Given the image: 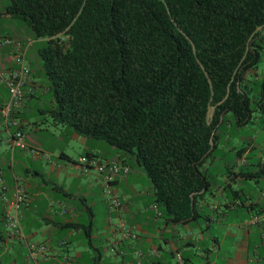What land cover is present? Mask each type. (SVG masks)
<instances>
[{"label": "trees", "instance_id": "1", "mask_svg": "<svg viewBox=\"0 0 264 264\" xmlns=\"http://www.w3.org/2000/svg\"><path fill=\"white\" fill-rule=\"evenodd\" d=\"M4 15L44 40L39 71L54 122L141 167L166 225L209 219L201 201L213 195L212 164L225 157L222 129L264 107V77L243 84L263 49L264 0H7ZM253 154L220 173L235 198L237 177L264 175Z\"/></svg>", "mask_w": 264, "mask_h": 264}, {"label": "crops", "instance_id": "2", "mask_svg": "<svg viewBox=\"0 0 264 264\" xmlns=\"http://www.w3.org/2000/svg\"><path fill=\"white\" fill-rule=\"evenodd\" d=\"M6 3L7 0H0V17L9 20L4 15ZM3 36L19 40L26 47L27 55V46L31 44L32 36L20 37L10 23L8 26L0 23V37ZM26 41L28 43L25 44ZM261 45L262 53L264 39ZM10 49L8 45L0 47L2 68L14 65L9 58ZM26 60L31 67V74L25 87V98L12 115L24 132L25 142L37 148L39 153L33 155L28 150L11 147L10 133L13 127L6 129L4 123L0 122V172L3 178L0 184V264H18L20 246L24 249L23 264H30L25 242L9 236L3 220V196H11L16 182L28 196L20 215L26 240L31 244L44 243L49 248L50 257L41 264H61L63 255L69 256L73 264H220V261L223 264H264V220L260 217L253 219L264 212V198L252 201L249 196L243 197L244 205L240 206L249 207V218L244 220L243 226H236L238 237L233 232V224L226 223L224 236L232 237L235 244L227 251H222L218 236L204 234L212 222H224L223 215H213L219 206L229 209L239 205L237 202L243 193L242 188H239L240 194L233 197V192L223 188L224 175L216 176L213 195H207L201 201L202 205L208 203V210L211 211L209 219L199 225H166L158 205L153 202L151 183L146 185L144 182L143 169L133 165L127 156L106 142L86 138L68 128L59 135L51 130L48 118L38 117L49 116L46 113L48 107L31 108L30 105L34 98L46 94L47 88L39 70L35 71L31 61L27 57ZM263 77L264 70L259 71L258 67L249 69L243 84L247 88ZM8 96L7 86L0 82V105ZM262 97L264 100V93ZM51 104L50 97L49 107ZM263 111L264 107L260 108V112ZM28 130L36 133L28 138ZM41 131H45L46 137L52 142H45ZM63 140L66 144L61 146L58 142ZM239 145L246 143L241 140L228 148V151L234 152ZM252 147L248 143L247 149L236 158L235 170L240 165L249 164L247 156ZM106 153L111 156L103 157ZM256 157L264 161V153ZM83 158H87L88 162L84 163ZM108 161L125 163L130 168L126 175L116 176L111 183L114 192L125 200L122 208L117 211L109 209L103 191L104 178L96 168L97 162ZM260 178H264V175ZM242 179H235V188ZM140 180H143L145 186L139 185ZM152 204L155 209L151 207ZM99 207L105 210L102 217L97 219ZM121 220L135 235L133 238H122L118 226ZM254 231L257 237L251 238L250 234ZM61 241H64L63 246L60 245Z\"/></svg>", "mask_w": 264, "mask_h": 264}, {"label": "built area", "instance_id": "3", "mask_svg": "<svg viewBox=\"0 0 264 264\" xmlns=\"http://www.w3.org/2000/svg\"><path fill=\"white\" fill-rule=\"evenodd\" d=\"M8 45L11 47L9 51V58L14 65L7 68H2L0 65V82L4 83L9 91L7 100L0 105V122H3L6 129L13 127V131L10 133L11 147H19L21 149L28 150L31 154H38L37 148L29 146L25 142L24 132L19 127L17 121L13 118V112L17 110L23 103L25 98V87L31 74V67L26 60L25 49L19 40H16L9 36L0 37V47ZM84 163L88 162L87 158H83ZM96 168L98 172L103 175L104 178V194L107 204L111 211H117L122 208L124 204V198L119 197L112 189L111 183L116 176H124L129 172V166L125 163H119L117 161L97 162ZM3 183V178L0 172V184ZM28 196L24 188L15 183L12 188V193L9 198L3 196V220L9 236L19 239L25 242L27 246L28 258L30 264H41L50 257L49 248L44 243L31 244L27 242L25 234L20 222L21 209L27 204ZM155 209V205H151ZM264 220V212L259 216H254L253 219ZM119 228L121 230L122 238H133L135 235L129 231L124 221L119 222ZM60 245H64V241L60 242ZM61 264H73L69 256L63 255L60 260Z\"/></svg>", "mask_w": 264, "mask_h": 264}, {"label": "rangeland", "instance_id": "4", "mask_svg": "<svg viewBox=\"0 0 264 264\" xmlns=\"http://www.w3.org/2000/svg\"><path fill=\"white\" fill-rule=\"evenodd\" d=\"M9 20L3 19L0 17V23H4V25H7V26L10 23V26L12 25V27L15 28L17 34L20 37L25 38L26 36H32V31L30 30L29 27L25 25V23L22 20L20 19H14V20L9 19ZM31 39H32L31 44L27 46L28 50H27L26 57L31 61L33 69L35 71H38L40 70L38 49L44 44V40L41 38L40 39L31 38ZM26 43H28V41H26L25 44ZM257 67L259 71L264 70V51H262L261 53V57L257 63ZM33 100L34 101L30 105L31 108L37 107V106H42L45 108L49 107L50 94L49 93L43 94L39 97L34 98ZM253 112L254 113H253L252 120L249 121L247 124H245L243 127L235 128L233 125H227L222 129V131L226 133V138L228 139H226V141H221L219 148L226 151V153L224 155L225 157L221 158L218 161H215L212 164L211 166L212 174L219 175L221 172H223V168L225 164L234 163L236 161L235 152L230 151L229 153H227V151H228V148L237 144V142H240L241 140L244 141V143L246 144L249 143L255 146V149L249 154L250 157H248V160L250 162L251 161L253 162L255 160L253 157L255 154H253V152L256 153V155H262L264 153L263 152L264 150V128H263L264 111L260 112V108L257 106L256 110H254ZM38 117L40 119L48 118V123L50 125L51 130L57 132L59 135L60 134L62 135L61 132L64 131V129L68 128L65 125L54 122L52 118L49 116H38ZM227 117L230 119L231 115L229 114ZM27 132H28L27 133L28 138L29 137L31 138L32 135L36 133V131H31V130H28ZM41 132H42L41 135L44 134L41 137L45 139V142L47 143L52 142V140L46 137L47 133H45V131H41ZM37 133H40V132L38 131ZM100 142H104V141L100 140ZM58 143L61 146H64L66 144V141L63 140ZM224 144H226L225 148H223ZM104 155L103 157L105 158H109L111 156L110 153H106ZM138 168H141V167H138ZM248 169L250 171H253L254 169H256V167L254 165H249ZM144 179H145L144 182L146 183V185H148L150 182L148 181L146 174H145ZM144 182L143 180H140L138 183L139 185H141V187H143L145 186ZM141 187L140 189H142ZM213 187L214 186H212V189ZM236 188H242L243 193L240 194L241 199H244L243 198L244 196L245 197L249 196L252 201H257V200L264 198L263 196L264 195V178L253 177L251 179H242L240 180V182L237 183ZM104 210L105 209L101 207L97 209V216H96L97 219L98 218L100 219L102 217V213ZM249 214H250L249 211L240 205L235 206L234 208H229V209L225 208L224 206H219L217 211L213 212V215L214 216L223 215V217L225 218L224 222L222 224L216 221L212 222V225L210 226L209 229L204 231V234L218 236L220 238V244H221L222 251H227L228 249H231V247L234 246L235 244H233L232 237L224 236V233L226 230V223H230V225L233 224L234 226L233 232L238 237L239 233L236 231L235 228L236 226H239V225L243 226L242 223L244 222V220L249 218ZM227 228H230V227H227ZM165 234L168 235V233H165ZM222 237L223 239H221ZM250 237L251 238L257 237V232L254 231L252 234H250ZM23 251H24L23 247L20 246L18 249V256H17L18 264H23V260H24ZM220 264H223V262L220 261Z\"/></svg>", "mask_w": 264, "mask_h": 264}, {"label": "water", "instance_id": "5", "mask_svg": "<svg viewBox=\"0 0 264 264\" xmlns=\"http://www.w3.org/2000/svg\"><path fill=\"white\" fill-rule=\"evenodd\" d=\"M210 143L212 144V141H210Z\"/></svg>", "mask_w": 264, "mask_h": 264}]
</instances>
